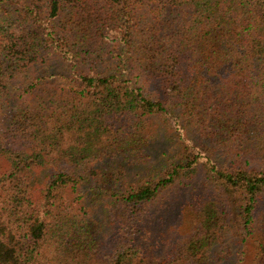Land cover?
I'll return each mask as SVG.
<instances>
[{
    "label": "trees",
    "instance_id": "trees-1",
    "mask_svg": "<svg viewBox=\"0 0 264 264\" xmlns=\"http://www.w3.org/2000/svg\"><path fill=\"white\" fill-rule=\"evenodd\" d=\"M0 264H264V0H0Z\"/></svg>",
    "mask_w": 264,
    "mask_h": 264
},
{
    "label": "rangeland",
    "instance_id": "rangeland-1",
    "mask_svg": "<svg viewBox=\"0 0 264 264\" xmlns=\"http://www.w3.org/2000/svg\"><path fill=\"white\" fill-rule=\"evenodd\" d=\"M2 116H3V115H0L1 118H2ZM1 118H0V119H1Z\"/></svg>",
    "mask_w": 264,
    "mask_h": 264
}]
</instances>
